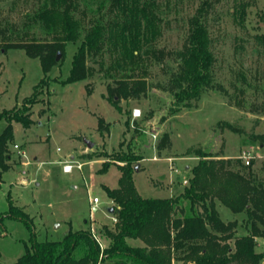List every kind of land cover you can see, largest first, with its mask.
Segmentation results:
<instances>
[{"label":"rangeland","instance_id":"obj_1","mask_svg":"<svg viewBox=\"0 0 264 264\" xmlns=\"http://www.w3.org/2000/svg\"><path fill=\"white\" fill-rule=\"evenodd\" d=\"M202 1L153 0L154 35L148 29L149 41L143 43L134 63L121 61L112 43L106 42L101 53L89 57L87 79L63 84L72 55L88 29L117 21V15L109 11V1L72 0L76 8L73 17L80 25L78 42L67 44L64 56L59 55L56 66L43 76L38 59L27 57L23 50L4 51L2 47L21 40L52 41V31L38 18L49 0H0V28L6 34L5 39L0 38V112L26 106L24 99L43 78L36 89L42 94L28 111L32 123L27 128L11 123L10 168L0 173L2 264H14L33 236L39 242L57 241L69 230L88 231L91 225L107 248L110 242L104 230H113L115 215L103 187L118 188L121 174L113 162L115 153L143 157L133 173L135 189L142 198L183 193L199 153L239 159L249 150L256 156L252 171L258 177L264 175V144L258 137L264 135V0H255L243 16L238 11L239 0H212L205 21L215 56L217 89L207 90L191 101L189 108L175 110L172 96L162 89L175 68L174 60L157 61L145 54L159 49L173 55L181 50L187 19ZM128 76L143 80L145 91L137 99L120 100L118 110L108 99L107 86L113 87ZM133 110L140 111L138 118H132ZM99 117L107 126L101 132ZM6 125L0 120V135ZM164 134L170 146L157 149ZM85 141L93 146L88 148ZM14 144L19 148L14 149ZM67 163L73 166L69 173L63 172ZM105 163H109L108 169L100 172ZM78 164L81 169L75 167ZM8 195L14 207L27 215V222L8 215ZM93 197L97 203L92 202ZM215 205L223 222L236 218V235H242L245 214H234L217 201ZM126 241L143 246L138 240ZM256 252H264V239ZM100 264L110 262L101 260Z\"/></svg>","mask_w":264,"mask_h":264},{"label":"trees","instance_id":"obj_2","mask_svg":"<svg viewBox=\"0 0 264 264\" xmlns=\"http://www.w3.org/2000/svg\"><path fill=\"white\" fill-rule=\"evenodd\" d=\"M108 1L109 11L117 15V21L96 24L88 29L72 55L69 76L63 84L87 79L90 75L89 57L101 53L106 42L112 43L121 61L128 60L132 64L139 58L143 43L149 41L148 29L154 35L153 0ZM254 1L239 0V14L243 16ZM212 6V0L202 1L188 17L187 35L181 50L173 55L159 49L145 52L157 61L174 60L175 68L162 89L172 96L175 110L189 108L190 102L198 100L207 90L217 89L214 83L215 56L205 21ZM42 9L38 18L52 31V41L7 42L2 50H23L27 57L38 59L44 76L56 66V54L59 52L63 57L66 45L78 42L80 25L73 17L76 8L72 0H49ZM5 36V29L0 28V38L5 39ZM42 83L43 78L33 87L32 95L24 99L28 102L26 106L0 112V120L7 124L0 135V173L10 168L11 123L14 121L29 127L32 123L29 107L42 94L36 92ZM144 89L143 80H132L128 76L116 81L113 87L107 86L108 99L120 110V100L137 99ZM125 124L129 126L128 120ZM97 125L99 132L107 129L101 117ZM258 137L264 144V135ZM156 146L157 149L170 146L167 134L158 139ZM197 156L198 161L189 170L190 177L183 193L176 197L142 198L135 189L133 173L143 157L128 153L113 155V162L121 175L118 188L103 187L114 204L115 222L113 230H104L110 244L103 249L102 261L107 260L110 264H173L178 261L183 264H260L264 252H256V240L264 239V175L258 177L252 171L253 160L245 165L240 159L220 158L211 153ZM108 167L109 163L103 164L100 172ZM7 201L8 215L27 222V215L14 207L10 195ZM216 201L234 214H245L244 236L236 235L238 223L235 220L223 222L219 218ZM127 239L138 240L143 246H133ZM30 244L14 264H96L100 253L89 230H69L57 241L39 242L33 236Z\"/></svg>","mask_w":264,"mask_h":264},{"label":"built area","instance_id":"obj_3","mask_svg":"<svg viewBox=\"0 0 264 264\" xmlns=\"http://www.w3.org/2000/svg\"><path fill=\"white\" fill-rule=\"evenodd\" d=\"M139 116H140V111L139 110H133L132 118L135 119V118H138ZM151 136H152L153 140L155 142H157L155 135L152 134ZM13 148L14 149H18L19 146L17 144H14ZM242 154L243 155L241 157H239V159L241 161H243L245 165H248L252 160H254L256 158V156L254 154H252L251 151H249V150L243 151ZM22 156H23V154H22ZM153 160L156 161L157 158L155 157V158H153ZM75 167L78 168V169H81V164H78ZM72 169H73V166L71 164L67 163V164H65L63 166V172H65V173L71 172ZM92 202L93 203H97L98 199L96 197H93L92 198ZM112 220H113V222H115V218H113ZM92 226L93 225L90 226V230L89 231H90L92 239H94V241L99 246L100 253H99V256H98V263L97 264H100V262L102 260V252H103L104 247H103L102 243L99 241L98 237L96 236V233H95V230H94V226L93 227Z\"/></svg>","mask_w":264,"mask_h":264},{"label":"water","instance_id":"obj_4","mask_svg":"<svg viewBox=\"0 0 264 264\" xmlns=\"http://www.w3.org/2000/svg\"><path fill=\"white\" fill-rule=\"evenodd\" d=\"M59 55H60V53L58 52L57 54H56V56H55V59H56V61H58L60 58H59ZM86 142V145H87V147L88 148H91L92 146H93V143L91 142H87V141H85ZM109 211L110 212H113V208H109Z\"/></svg>","mask_w":264,"mask_h":264},{"label":"crops","instance_id":"obj_5","mask_svg":"<svg viewBox=\"0 0 264 264\" xmlns=\"http://www.w3.org/2000/svg\"><path fill=\"white\" fill-rule=\"evenodd\" d=\"M184 186H185V182H184ZM168 197H172V195H170V196H168ZM217 209H218V208H217ZM217 211H218V210H217ZM218 213H219V212H218ZM235 219H236V218H235ZM235 219H233V218L230 219V220L227 219L226 222H227V221H233V220H235ZM242 219H243V218H242ZM224 222H225V221H224ZM244 234H246V230H245L244 233H243L242 235H240V236H244ZM256 241H257V244H258L259 241H261V240H260V239H257ZM263 260H264V259H263Z\"/></svg>","mask_w":264,"mask_h":264}]
</instances>
